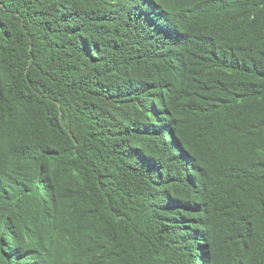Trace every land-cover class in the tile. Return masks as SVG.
<instances>
[{
  "label": "trees",
  "instance_id": "obj_1",
  "mask_svg": "<svg viewBox=\"0 0 264 264\" xmlns=\"http://www.w3.org/2000/svg\"><path fill=\"white\" fill-rule=\"evenodd\" d=\"M0 264H264V0H0Z\"/></svg>",
  "mask_w": 264,
  "mask_h": 264
}]
</instances>
